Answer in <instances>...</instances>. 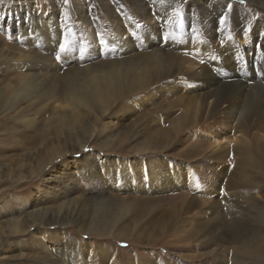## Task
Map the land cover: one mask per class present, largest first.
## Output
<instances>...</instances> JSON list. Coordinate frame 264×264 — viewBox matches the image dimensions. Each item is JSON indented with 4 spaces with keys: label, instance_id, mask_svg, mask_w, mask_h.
I'll return each mask as SVG.
<instances>
[{
    "label": "rangeland",
    "instance_id": "obj_1",
    "mask_svg": "<svg viewBox=\"0 0 264 264\" xmlns=\"http://www.w3.org/2000/svg\"><path fill=\"white\" fill-rule=\"evenodd\" d=\"M39 1L46 8L47 15L55 19V21L52 20L50 34L46 32L47 27H39V25L35 33L25 31L28 29L26 24L31 22L29 20L31 15L27 17L25 11L31 9L33 14L39 12L40 6L36 4ZM134 1H138L137 5ZM155 1L0 0V264H264V259L258 262L245 259L242 248L236 251L241 243H237L235 237H238L244 229L237 228L235 220L238 216L248 214L246 224L250 226L251 230H260L259 227L261 226L256 223L258 222L256 217L257 220L261 217L264 218V188H262L263 185L258 188L254 183L252 184L250 175V172L253 171L251 170L252 167L245 164L240 165V159L234 153L235 151L223 154L227 159L225 163L230 168L237 170V175H241H239V181L235 173L230 172V170H227L229 172L226 171L228 179H236L240 187L230 189L234 192L233 199L229 197L231 200L225 197L224 199L222 195L218 196L220 198L219 213L222 212L223 215L222 217L219 215L218 218H222L223 221L219 222L224 223L223 227L219 226V222L212 221L209 214L201 215V209L208 205L202 208L199 207L200 209L194 208L190 212L191 214L188 213L189 215L186 212L182 213L181 217L176 214L175 217L177 218H173L172 223L160 229L149 224V221L136 225L135 221H138L139 218H136L133 212L124 214L122 209L125 206H122L120 202H117V206H108L101 203L110 194L114 195L117 201L120 198H130L131 196L125 191L118 190L116 186L111 188L102 179L101 169L98 174L97 172L93 173L94 170L97 171L100 168L97 165L95 166V163L98 162L99 165V161H102L100 158L104 156L110 157V160L116 158L126 159V163L129 160H134L135 147L150 138L149 136H152V129L163 132L172 127V118L177 117L176 109H172L174 107L172 101L175 96L172 93L165 94L166 92H162H169L167 90L169 83H158L150 88L154 89L152 94H150L152 90L140 91L141 93L138 92L134 95L125 94L119 99L120 101L111 107L112 110L102 112L97 106V96L93 97L87 91L90 102L92 101V107L82 106V108L77 109V112H73L71 106L68 105L67 99L68 96L70 97L68 90L73 85L76 91H73L74 95H77L86 88L90 89L88 85L91 84L83 81L81 83V79L84 77L81 76L80 69L93 68L95 64L99 65L107 61H113V59L118 62L128 60V57L126 59L123 57V53H127V51L122 50L123 46L120 42L118 41L119 44L111 42L116 37L112 33L113 30H111L112 32L108 31V34L102 26L95 27L94 25L97 29L93 28V24L96 21L98 22L99 19L96 20L95 17L106 16V19H108L111 11L113 15L119 17L118 22L122 23L125 22L124 17L126 15L129 17L132 14L128 9L138 11L140 3H142L145 7H142L143 10L149 13L159 26V23L163 24V15L154 10ZM172 1L185 8L184 15L186 17L183 16V21L185 20L184 23L189 30L195 27V23L199 18L197 16L204 18V24L210 23L214 26L215 23L214 33L217 36L213 38V41L216 42H220L218 35L223 30L222 28L229 25L232 29L237 28L236 24H240L241 21L244 22L243 15H248L257 23L264 19V6H260L253 0H243V2L241 0ZM61 13L67 16L60 17ZM79 14L83 16L84 20L92 21L91 29H94L97 35V42L94 41L95 43H93L91 39L82 40L86 35L85 29H78L79 31L73 29L74 33L71 31L69 34L63 31L67 27V22L72 17L74 19L76 16L78 17ZM157 16L161 17L158 18ZM136 20V22L134 21L136 28L141 30V33L146 32V22L137 19V17ZM34 21L35 15L31 23H35ZM108 21L111 22V20ZM80 26H82V23ZM108 35L110 36L108 37ZM127 35L133 44L130 43L131 48L135 47L132 48L135 52L144 50L146 46L144 34L134 32L129 28ZM103 36L108 39H103ZM169 36V34L163 33L160 36L161 39L159 38L154 46H159L158 48L166 53L168 50H175L174 54L178 55L181 47L173 45L170 40L168 41ZM189 36L188 43L192 45L195 38L191 32H189ZM47 37L53 39H47ZM75 37L78 41L75 40ZM63 39H67V42ZM82 43L84 44L82 45ZM105 44L107 47L104 46ZM67 45L68 50H70L68 53L60 49ZM189 45L187 46L188 49L191 48ZM103 50H105L104 53H102ZM79 51L80 54H78ZM128 51L131 52L130 49ZM189 57H192V55L189 54ZM250 58V71L244 73L245 77L239 75L233 78L230 71L224 74L223 70H220V73L217 72V76L221 77L223 75L227 79L233 78L237 80L235 83L242 84L246 77L250 79L255 74L261 78L257 87L263 94L264 74L262 71L264 72V65L260 66L261 54L257 58L253 56H250ZM182 69L184 68H176L173 78L180 77L179 72ZM39 71L40 73L43 72L42 75L46 74L49 79L47 80L44 77L37 84L34 81L39 76ZM184 75L185 73L181 75L184 78H181L182 80L187 79V82L194 85L198 82L192 80L190 73ZM52 77L56 80H53ZM110 83L111 91L118 88L119 85L121 87L119 86L118 90H124L127 78L122 75L116 76ZM100 85L98 86L101 87L102 91H110L106 82ZM157 89H161V91L158 92ZM44 91L49 93V96H46L47 99H44ZM147 94L151 96L150 100L144 103L140 102V100H144ZM77 96H82V93ZM106 99V97L100 98L102 102H105ZM128 104H134L136 106L135 111H131L129 108V112H131L129 116H132L130 119L125 116L122 119V113L125 109L121 106H127ZM115 113H117L119 123L120 121L123 122L121 127L126 130L124 136H118L115 130L107 132L105 130V122ZM97 114L100 115V118ZM144 115L146 118L145 125L149 126L150 130L145 131V133L138 130L143 129L141 125L142 128H139L138 124L134 126L137 121L135 123L129 121ZM155 118H160L159 123ZM121 127L119 126L120 129ZM167 134L162 135L159 140L162 144H165L166 138L169 139V136H166ZM86 136L93 137L81 148L79 143ZM175 141L176 139L167 141L164 152H168L170 148L175 150ZM197 141L198 139L194 137L185 138L178 147L182 151L185 150V152L197 150L200 148ZM89 157L95 163L87 165V169L82 170L84 168L83 164H86V159ZM257 158L260 161V163H256L257 166L261 164L264 167L263 157L258 156ZM187 161L193 160L188 158ZM123 166L122 169H125V166ZM78 170H82L81 174ZM255 176L258 177V174L253 177L255 178ZM257 189L261 191L258 210L263 212L262 215L257 214L254 216V214H251V216L248 210L243 209L237 212L238 209H233L227 202L231 201L230 204L232 205L239 195H246ZM235 193L239 195L236 197ZM177 195L176 191L138 195L139 198H143L141 205L144 206L135 205L134 209L146 210L150 207H157L156 212L158 213L166 208L169 210L171 207L169 205L171 204L170 200ZM210 198L206 201L212 202L214 200V198ZM199 199L206 198L201 196ZM153 202L155 203L148 205ZM125 205L127 206V204ZM118 210L119 212H117ZM192 212H197V217H194L195 223L211 221V225L209 224L207 229L196 237L190 230L194 223L190 221V217L193 215ZM241 217L244 218V216ZM202 218L204 219L201 220ZM55 222L58 224H55ZM123 225L129 228L127 235L126 233L125 235L120 233L119 228ZM209 227L218 229V236L215 235L214 237L219 242L217 241L214 244L205 243ZM256 227L258 228L256 229ZM55 235H59V240L62 239L64 242L52 239ZM207 237L209 238V236ZM82 245H85V247ZM82 248L88 252L92 250L91 257L87 254L88 252L84 254ZM102 249L105 251H101Z\"/></svg>",
    "mask_w": 264,
    "mask_h": 264
},
{
    "label": "bare ground",
    "instance_id": "obj_2",
    "mask_svg": "<svg viewBox=\"0 0 264 264\" xmlns=\"http://www.w3.org/2000/svg\"><path fill=\"white\" fill-rule=\"evenodd\" d=\"M253 1L260 6H264V0ZM137 3L138 1L135 2V5H137ZM154 3L156 5L154 10H156L157 13L163 15V24L159 23V26L156 23V20L151 17L149 13L143 10V8L145 7L142 3H140V9L138 11H135L136 9H128V11L132 14H130L129 17H127V15L126 17H124L126 23H119V17L113 15L111 11L110 17L108 19H106V16L95 17L96 20L98 18L99 19L98 22L96 21L95 24H93V28L102 26V28L105 29L106 32L113 30V32H111L114 33L116 37H114L115 39L110 38L112 39L111 42H117L118 44L120 42V44L123 46L122 50L127 51V53H123V57H125V59L128 57V60L118 62L113 59V61H107L99 65L95 64V67L93 68L85 67L83 69H80V74L84 77L81 79V83L83 81L91 84L88 85L90 89L86 88L84 91L79 92L80 94L82 93V96H77L79 95V93L77 92L78 94L76 93L77 95H74L73 91H75V87L72 85V87H70V89L68 90V95L70 94V97L67 95L68 105L71 106V111L73 112H77V109L79 107L82 108V106L91 108L92 101L90 102V98L87 92L89 91V94H92L93 97L97 96V106L99 107V109L102 112H108L109 110L113 109H111V107H113L118 101H120L119 99L122 96H125V94L134 95L140 91L142 92L152 90L150 89L152 88V85H156L158 83H169V86L167 87V90L169 92H162H166L165 94L172 93V95L175 96L174 100L172 101V104H174V107H172V109H176L177 117L172 118V127L167 131L160 132L156 129H152V136H149L150 138H147L143 141L142 144L135 147V149H137H134L136 153L135 157H133L134 160H129L128 163H126V159L122 160L120 158H116L115 160H110V157L104 156L100 158L102 161H99L98 165V162L95 163L89 157L86 159V164H83L84 168L82 170L87 169V165H90L94 162L95 166L97 165L100 168H98L97 171L94 170L93 173L97 172L98 174L101 169L102 179H104V181L108 183L111 188L113 186H116L118 190L125 191L131 196L130 198H120V200L117 201L115 196L110 194L108 198L102 200L101 203H105L108 206H117V202H120V204L122 203V206H125L124 209H122V212L124 214L133 212V215L136 218H139L138 221H135L136 225L149 221V224H152V226L162 229L172 223L173 218H177L175 216H177L178 214L181 217V214L184 212L188 214L194 208L198 209L199 207L202 208L206 205L208 206L201 209V215L209 214L212 221H223L222 218H218L219 215L221 217L223 216L222 212L219 213L220 198L218 196L222 195L223 198L225 197L228 199L230 197L233 199L234 192L230 189H236L240 187L236 179H228L226 173L227 170L235 173L239 181L240 174L237 175V170H235L234 168H230L229 165L225 163L227 159L223 156V154H227L229 151H235L234 153H236L238 155V158L240 159V165L245 164L252 167V172H250L251 170H248L251 173L250 175L252 184L254 183L258 188L263 185L262 188H264V167L261 164H259L258 166L256 164L260 163L259 159L257 158L258 156H262L264 160V93L261 94L260 89H258L257 87L258 81L261 78L253 74L250 79L246 77L244 83L242 84L235 83L237 80L233 79L235 78V76L239 75L245 77L246 75L244 73L250 71V56L257 58V56L261 54L262 58L260 59V66L264 65V19H262L260 23H257L256 21H253L250 17H248V15H243L242 19H244V22L241 21L240 24H236V30L234 28L232 29L230 25L227 27H223V30L218 35L220 37V42H216L215 40L213 41V38L217 36L214 33L215 23L214 26L210 23L204 24V18L202 16H197L199 18L195 23V27L189 30L184 23L185 20L183 21V16L186 17L184 15V7H181L180 4L174 3L172 0H156ZM36 4L40 6L39 12L33 14V11H31V9L25 11L27 12V17L31 15V18H29L31 22L34 19L35 15V23L28 22L26 24V27L28 29H26L25 31L35 33L39 25V27H47L48 30H46V32L47 34H50L51 23L53 22L52 20L55 21V19L54 17H50V15H47V13L45 12L46 8H44V6L40 4V1ZM82 14L85 13L83 12ZM60 15V17L67 16L63 15L62 13ZM136 17L137 19L146 22V24L143 23L146 25V32H143V30V33H141V30H138L136 28V25L134 24V21H137ZM108 20H111V22H109ZM210 20L212 21V19ZM87 21L84 20L83 16L79 14L75 19L72 17L67 22V27L66 29L64 28L63 31H66V33L69 34L73 29H85L86 35L83 38L81 37L82 40L91 39V41L95 43L94 41L97 42V35L95 34L94 29H91L92 21ZM81 23L82 26H80ZM242 23L244 24L242 25ZM129 28L134 30V32L136 31L137 33L144 34V41L146 45L144 47V50H137L138 52H135L134 49H132L135 47L131 48V42L129 40V36L127 35V31L129 30ZM189 32H191L195 38V41H192V45H189L188 43V39H190ZM72 33L74 32L72 31ZM163 33L170 35V38L168 37L169 39L167 40H170L173 45H179L181 47L180 53L178 55L174 54L175 50H168L166 53L162 52L160 48H158L159 46H154L159 41V38L161 35H163ZM110 35H108V37ZM102 38L108 39L106 36H103ZM47 39L53 38L47 37ZM63 40H66L65 42H67V39ZM84 43H82V45ZM68 45L64 48L62 46H60L62 48H59L68 53L70 51L68 50ZM101 45L103 46V44ZM188 45L191 46L190 49L187 48ZM104 46H106V44ZM129 49L131 50V52L128 51ZM104 51L105 50H103L102 53H104ZM78 54H80V51ZM189 54L192 55L193 58L189 57ZM79 60L81 61V59ZM181 67L184 69L179 72L180 77L173 78V76L175 75L174 70ZM220 70H223L222 72H225L224 74L230 71V73H232L233 75V78L227 79L224 78L223 75H221V77H218L217 72L220 73ZM41 73L43 72L41 71ZM41 73L34 81L37 84L42 81L41 79L46 77V74L42 75ZM183 73H185V75L186 73H190L192 75V80H197L198 82L194 85L187 82V79L182 80L184 79L181 76ZM262 73L264 74L263 71ZM121 75L126 76L127 78L126 85H122L124 86V90H118L119 86L121 87V85H119L118 88L111 91V80L114 77H118ZM46 78L47 80L49 79V77ZM54 79L56 80V78H53V80ZM105 82L110 91L107 90L106 92H104L101 90V87H99L101 86L100 84ZM153 90L150 92V94H152ZM157 90L158 92L159 90L161 91V89ZM43 95L45 97L44 99H47L48 97L46 98V96H49V93L44 91ZM103 97L107 98L105 102H102L100 100V98ZM150 98L151 96L147 94L144 97V100H140V102L144 103L145 101H149ZM69 106L67 107L69 108ZM135 107L136 106L134 104L121 106V108L125 109L122 113V119H124V116L127 117V119H130L132 115L129 116L131 114V112H129V108L131 109V111H135ZM68 108L66 109L68 110ZM117 117V113H115L108 121L106 120L107 122H105V130L106 132L115 130L118 136H124V134H126V130L125 128L121 127L123 126V122L120 121L119 123ZM98 118H100V115H98ZM129 121L134 123L137 121L134 126L137 124L139 125V128L142 126L143 129L138 130L143 133L149 130V126L145 125V115L139 116L134 120ZM156 121L157 123H159L160 118H157ZM119 126L121 127V129L119 128ZM166 133H168L166 136H169V139L166 138L165 144H162L159 140L162 138V135ZM92 137L93 136H86L85 138H82V141L79 143L80 147H84ZM193 137L198 139L197 143L200 146L199 149L188 152L179 149V144H181L185 140V138ZM175 139V145H173L176 147V149L174 150V148H170L168 152H164L165 147L167 146V141ZM147 155L148 157H146ZM188 158L189 160L192 159L193 161H187ZM120 163L123 164L119 165ZM198 164H201V166H199ZM123 165L125 166V169H122ZM256 169L258 170L256 171ZM82 170H78L79 173L82 172ZM256 174H258V177L255 176L254 178L253 176ZM170 191H176L178 195L170 200L171 204L169 205H171V207L169 208V210H167L166 208L158 213L156 212L157 207H150L146 210L144 208V210L139 208L134 209L135 205L144 206L141 205L143 203V198H139L138 195H144L147 193L160 194L162 192L167 193ZM260 194V189L247 193L246 195L238 194V196L235 193L236 197L238 196L236 201L232 205L230 204L231 201L227 202L230 206L233 207V209H238L236 210L237 212H240L239 210L243 209L248 210V213L250 215H262L263 212L258 210V206H260ZM201 196H204L206 199H199L201 198ZM210 197L214 198V200L212 202H207L206 200H208V198ZM154 203L155 202L149 203L148 205ZM125 204H127V206ZM117 212H119V210ZM241 216H244V218ZM241 216H238L235 220V225L237 226V228L244 229L240 235L238 234V237H235L236 242L241 243L242 246H238L236 251L242 248L245 259L256 260L257 262L262 261V259H264V218L261 217L257 220L256 217V221H258L256 223L258 224V226H261L259 227L260 230L256 231L255 229L251 230L249 228L250 226L246 224V216H248V214H243ZM194 217H197V212L193 213V215L190 217V221L192 223L194 222L190 230L191 233L196 237L199 236L202 231L207 229V226L211 221L195 223L196 220ZM203 219L204 218H202L201 220ZM206 219L208 218L206 217ZM55 224L58 223L55 222ZM219 224L220 227L224 226V223L222 222H219ZM257 228L258 227H256V229ZM128 229L129 228L126 225L120 227L119 230L121 235H125V233L127 235V233H129V231H127ZM208 229L209 232L207 236H209V238L207 236L205 237V243L214 244L217 241L219 242V240H216L214 237L218 234V229L216 227H209ZM52 239L58 242H64L62 239L59 240V235H55V237H53ZM82 246L85 247V245ZM101 251L105 250L102 249ZM83 252L84 254H86L88 251L83 249ZM92 252L93 251L91 250L87 254H89V256L91 257Z\"/></svg>",
    "mask_w": 264,
    "mask_h": 264
},
{
    "label": "snow or ice",
    "instance_id": "obj_3",
    "mask_svg": "<svg viewBox=\"0 0 264 264\" xmlns=\"http://www.w3.org/2000/svg\"><path fill=\"white\" fill-rule=\"evenodd\" d=\"M241 2H243V0H241Z\"/></svg>",
    "mask_w": 264,
    "mask_h": 264
}]
</instances>
